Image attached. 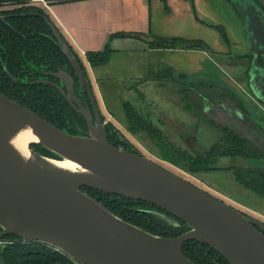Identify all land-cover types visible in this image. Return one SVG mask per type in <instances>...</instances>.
I'll use <instances>...</instances> for the list:
<instances>
[{"label":"water","instance_id":"1","mask_svg":"<svg viewBox=\"0 0 264 264\" xmlns=\"http://www.w3.org/2000/svg\"><path fill=\"white\" fill-rule=\"evenodd\" d=\"M228 1L251 47L248 89L264 104V67L259 63V57H264V11L254 0ZM8 3L0 0V4ZM40 17L52 29L79 84L88 91L95 122L74 96L73 78L64 72L53 75L58 83L34 84H51L76 105L86 121V135L70 134L0 93V240L14 236L46 245L78 264H195L182 253L186 242L208 246L228 264H264V222L144 155L109 143L78 59L52 20ZM32 145L51 156L36 153ZM83 187L153 205L156 209L149 214L173 227L181 222L187 231L177 237L152 235L115 216L82 192ZM5 248L0 246V264H5Z\"/></svg>","mask_w":264,"mask_h":264},{"label":"trees","instance_id":"2","mask_svg":"<svg viewBox=\"0 0 264 264\" xmlns=\"http://www.w3.org/2000/svg\"><path fill=\"white\" fill-rule=\"evenodd\" d=\"M28 1L10 0L9 5L13 9L9 10L3 9L0 4V17L5 18L0 19V93L56 127L70 134H77L76 127H81V118L71 110L60 91L52 85L34 84L40 80L43 69L55 71L56 68H64L69 62L61 52L52 29L40 17L45 16L44 10L26 5ZM262 10L264 11L263 8ZM113 37L140 38V35L120 33ZM199 45L198 40L187 41L174 37H154L149 43L153 49H176V47H179L177 49H191ZM111 52V49L106 46L101 52L87 53L86 58L91 67H99L109 61ZM251 59L252 55L249 64ZM259 63L264 67L261 57H259ZM168 69L171 71L170 68ZM125 112L130 129L133 132L144 131L148 137H153L164 160L172 163L184 162L179 157L177 149L167 145L161 130L154 127L149 119L138 114L131 106ZM106 132L110 144L132 152L130 145L121 138L118 131L108 126ZM31 148L50 156L38 145H32ZM133 152L139 154L136 150ZM189 162L190 169L196 168L192 159ZM237 180L239 185L243 184L240 178ZM243 186L264 197V186L260 187L259 184L254 183H245ZM81 191L96 199L121 220L152 235L177 237L187 231V227L181 222L179 226L173 227L149 214V210L156 208L148 203L105 194L85 187L81 188ZM4 239L11 241V244H8L2 252L5 264H74L68 256L55 251L52 247L34 242H23L14 236H7ZM182 253L195 264H228L214 250L196 242L184 243Z\"/></svg>","mask_w":264,"mask_h":264},{"label":"rangeland","instance_id":"3","mask_svg":"<svg viewBox=\"0 0 264 264\" xmlns=\"http://www.w3.org/2000/svg\"><path fill=\"white\" fill-rule=\"evenodd\" d=\"M31 3L33 4V1H28L26 5L33 6ZM207 3L210 5V9L215 10L217 19L216 22H203L215 30L217 47L208 46L201 39L174 36V38H182L187 41L198 40L200 45L191 49L167 48L169 50L167 61L170 64L183 65L186 68L189 65L188 63L191 62L189 58L192 54L202 52L206 58L216 64L217 78L220 82L232 86L234 90L239 89V87H247V71L249 69L251 47L245 41L242 21L231 3L229 4L225 0H207ZM36 7L44 10V7L37 5ZM4 8L7 10L13 9L10 5H4ZM47 11L44 10V13L49 18ZM69 47L71 48L70 45ZM73 53L87 75L88 69L85 67L87 63L85 64L75 51ZM175 54L177 57L174 56ZM172 55L177 62H174ZM187 55L190 57L187 58ZM261 60L264 63L263 57H261ZM103 66L105 68L98 69L97 72H99V75L102 72L106 73L108 75L107 79L96 80L95 76L90 78L88 75L87 78L96 97L103 121L107 122L111 129L113 128L119 132L122 136L121 138L130 145L132 151H138L163 168H167L216 198H220L219 200H224V203L233 206L247 216L264 222V198L258 197L252 191L236 184L230 171L201 174L181 172L165 162L161 151L156 147L153 137H148L144 131L140 133L133 132L130 129L125 112L129 106L144 118L148 117L154 125L159 126L160 130L167 135L165 136L161 133L162 136L175 149L187 147L181 141L194 128L198 132L197 140H199L198 142L203 149L207 148L210 141L215 140L216 133L208 126L202 123L195 125V122L189 116L188 110L184 108L181 98L174 93L177 88L173 87V83H167L164 89L162 88L159 91L155 87V81L148 79L146 70L142 69L144 62L140 55H117L99 67ZM99 67L92 68L96 70ZM128 84H130V88L127 87ZM174 85L176 84L174 83ZM160 118H164L161 119L163 125H159ZM149 124L151 125L150 122ZM188 146L191 147L190 145ZM35 152L47 156L40 150ZM234 163L237 165L236 162Z\"/></svg>","mask_w":264,"mask_h":264},{"label":"crops","instance_id":"4","mask_svg":"<svg viewBox=\"0 0 264 264\" xmlns=\"http://www.w3.org/2000/svg\"><path fill=\"white\" fill-rule=\"evenodd\" d=\"M29 1L39 2L40 0ZM43 1L47 3L46 6L35 5L44 7L46 11L49 10L46 13L63 38L78 54V57L85 64L87 63L85 67L88 69L87 75L90 78H94V76L96 80L108 78L106 73L102 72L99 75L97 72L98 69H104L105 66L93 70L86 58L87 53L101 52L106 46L112 51L110 60L117 55L142 56L144 62L142 69L146 70L148 79L155 81V87L159 91L166 86L164 79L167 78L168 67H171L174 72H181L187 76L217 72L216 64L206 58L202 52L192 54L191 57L187 55L186 57H190L191 62L185 68L183 65H174L167 61L169 57L167 48L153 49L149 46L154 37L180 36L188 39H201L208 46L217 47L215 30L204 23L216 22L217 19L215 10L210 9L207 0ZM225 1L230 4L228 0ZM255 3L264 9V0H256ZM1 5L4 9V5H9V3ZM120 33L139 34L140 38L113 37ZM174 56L177 57L176 54ZM174 56L172 55V58ZM173 60L177 62L174 58ZM147 119L149 118L147 117ZM161 119L164 118L159 119V125L162 124ZM152 125L160 129L159 126L153 123ZM161 133L167 136L165 132L161 131Z\"/></svg>","mask_w":264,"mask_h":264},{"label":"flooded vegetation","instance_id":"5","mask_svg":"<svg viewBox=\"0 0 264 264\" xmlns=\"http://www.w3.org/2000/svg\"><path fill=\"white\" fill-rule=\"evenodd\" d=\"M168 68L167 78L164 79V82L166 84L173 83V87L177 88L174 93L181 98L184 108L188 110L195 125L202 123L208 126L216 133V136L215 140L210 141L207 148L203 149L197 140L198 132L194 128L181 141L187 147L177 149L179 157L184 162L172 163L167 160L165 162L186 174L230 171L236 184H238L237 179L240 178V182L243 184L254 183L263 187L264 104L252 97L248 86L234 90L232 86L220 82L217 72L187 76L181 72H174L173 69L169 71ZM59 72L67 73L73 78V94L90 111L92 122H95L93 102L88 91L79 84L69 63L64 68H56L55 71L43 69L40 80L36 82L58 83L53 75ZM84 76L87 78L85 72ZM42 85L51 84L42 83ZM63 89L65 88L63 87ZM62 96L64 97L63 94ZM65 101L71 110L81 118V127H76V133L86 135L88 129L84 117L78 112L79 109L76 105L73 107L66 99ZM100 116L105 131H107V122L103 121L101 111ZM165 141L168 146H172L168 140L165 139ZM190 159L196 165V168H191L195 171L190 169Z\"/></svg>","mask_w":264,"mask_h":264},{"label":"built area","instance_id":"6","mask_svg":"<svg viewBox=\"0 0 264 264\" xmlns=\"http://www.w3.org/2000/svg\"><path fill=\"white\" fill-rule=\"evenodd\" d=\"M44 4V5H46V2H44L43 0H40L39 2H34L33 1V4L31 3V5H33V6H36L35 4ZM8 244H11V241L10 240H7V239H2V240H0V246L1 245H4V246H7ZM55 251H57V252H59V253H63V252H61L60 250H58V249H55V248H53ZM64 254V253H63ZM64 255H66V254H64ZM67 256V255H66ZM70 258V257H69ZM71 259V258H70ZM72 260V259H71ZM73 261V260H72ZM73 263L74 264H78L77 262H75V261H73Z\"/></svg>","mask_w":264,"mask_h":264},{"label":"bare ground","instance_id":"7","mask_svg":"<svg viewBox=\"0 0 264 264\" xmlns=\"http://www.w3.org/2000/svg\"><path fill=\"white\" fill-rule=\"evenodd\" d=\"M21 147L25 148V145H22ZM59 165L62 167H68L69 166V164L67 162H59Z\"/></svg>","mask_w":264,"mask_h":264}]
</instances>
